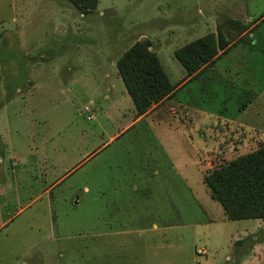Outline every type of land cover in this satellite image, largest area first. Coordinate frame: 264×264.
Instances as JSON below:
<instances>
[{"label": "rangeland", "instance_id": "374dc122", "mask_svg": "<svg viewBox=\"0 0 264 264\" xmlns=\"http://www.w3.org/2000/svg\"><path fill=\"white\" fill-rule=\"evenodd\" d=\"M98 5L82 14L67 0H0V264H264V222L222 221L203 182L250 150L220 149L243 136L264 144V0ZM223 18L249 25L244 40L187 77L174 51L217 34ZM142 38L174 90L96 154L105 137L94 134L113 125L98 110L112 81L124 87L111 62ZM242 51L248 85L223 75Z\"/></svg>", "mask_w": 264, "mask_h": 264}, {"label": "trees", "instance_id": "16d2710c", "mask_svg": "<svg viewBox=\"0 0 264 264\" xmlns=\"http://www.w3.org/2000/svg\"><path fill=\"white\" fill-rule=\"evenodd\" d=\"M67 1L82 14L93 12L99 2ZM248 27L241 20L223 18L217 25V34L208 33L187 42L174 51V56L191 78L236 42L243 41ZM232 30L237 38L229 35ZM116 66L137 116L145 114L151 104L161 102L174 90L157 54L144 41L138 40L128 47ZM203 182L228 219L264 218V144L204 172Z\"/></svg>", "mask_w": 264, "mask_h": 264}, {"label": "crops", "instance_id": "0c3cea01", "mask_svg": "<svg viewBox=\"0 0 264 264\" xmlns=\"http://www.w3.org/2000/svg\"><path fill=\"white\" fill-rule=\"evenodd\" d=\"M100 1V0H99ZM99 4V2H98ZM99 5H97L98 7ZM233 8H236L235 5L234 7L231 6L230 9H233ZM241 8H246V4H243L241 6ZM249 13V9L245 10V13ZM262 14V13H261ZM259 14V16L261 15ZM258 15V14H257ZM259 16H255V19L258 18ZM248 18L250 19H253V17L249 16ZM261 19H258L255 23H254V26H256L258 24V22L260 21ZM251 28V27H250ZM249 28V29H250ZM249 36H252V33H249L248 34ZM258 40H255L254 42L257 43ZM259 42H261L259 40ZM262 45V44H261ZM259 46V45H258ZM235 48V47H234ZM234 48L230 49L223 57H219L216 61H215V64L214 66H217L218 64V61H221L222 58H226V60L228 61L229 60V57L231 56V52L234 50ZM242 54H243V58L239 61V65H241L240 67H235V68H232L231 66V72H225V70H227L228 68H225V70L223 71V75H228L230 73H234L238 76V81H242L243 84H250L252 82H250L249 78L247 77H251V74H250V71L251 69H247L246 67H249V65L246 64V60H244L246 54L243 53L242 51ZM119 58V56L116 58V60H113L111 62L115 64L116 66V61L117 59ZM249 58V57H247ZM229 62L225 63V64H228ZM230 64V63H229ZM211 67L212 68H216V67ZM224 66V65H223ZM222 66V67H223ZM253 67V66H252ZM164 69V68H163ZM253 72H256V69L255 67L252 68ZM116 71H117V74H118V70H117V66H116ZM165 71V70H164ZM105 75L107 77H109L108 75V72L105 73ZM119 76V74H118ZM120 78V76H119ZM257 80L261 81V79L257 76ZM120 81L121 78L119 79ZM170 80V79H169ZM171 82V81H170ZM255 82V80H254ZM123 83V82H122ZM173 84V83H172ZM242 84V85H243ZM124 86V85H123ZM110 90L112 91V94L111 95H105L106 99L108 100V102L104 105V106H101V109L98 110V112L102 113V115L105 117V119L107 121H110L113 125L111 126L112 130H108L107 128H103L102 126H100V131L98 133H95L94 136L95 137H105V141L102 142L100 145H98L99 148H97L98 150H96V154L99 153L103 148H105L106 145H108V143L112 142V141H116L115 139L118 137V136H121L124 132H126L128 129H130L132 126H134L137 122L145 119L147 116L151 115V114H154L155 111H154V108L157 107L158 103L157 104H153V106L151 108H149V110L143 114V115H139L137 116L136 115V111H135V108H134V105H131V103L133 104V102H131V98L129 97L125 87H121L120 84H117V82H111V86H110ZM261 88H259L258 91H260ZM247 91L250 92V95H251V90H245L244 92V97H248V93ZM257 92V91H256ZM258 94H256V97H257ZM255 95L251 96V99L253 98L254 99ZM131 100V101H130ZM250 103V100L248 98H245V100L243 101V103L241 104V108H244L247 104ZM160 104V103H159ZM96 109V107H95ZM85 110H87L88 112H91L92 113V118L93 116L95 117L96 115V110L95 112H93V110H90V108L88 107H85ZM127 113H126V112ZM97 112V114H98ZM152 112V113H151ZM94 113V114H93ZM89 115V113L87 114V116ZM130 117L128 118V120H126V117ZM216 119H223V121H226V123H228L229 125L232 123V122H229L227 119H225V116H222V115H219V116H216ZM234 125L239 126L238 124L234 123ZM102 127V128H101ZM240 127V126H239ZM255 135L258 137V133H255ZM120 138V137H119ZM118 138V139H119ZM117 139V140H118ZM249 141L246 140V138L243 136V138H241V140H239V143L237 144H232V145H228L225 148H222L220 149V151L223 153V154H232V153H236V152H239L240 150H244V148H247L250 149V151L256 149L259 144L255 147V145L258 143L257 141H254L252 143H248ZM249 144V145H246V144ZM261 145V144H260ZM216 147V150L219 148L218 146V142H217V145L215 146ZM255 147V148H254ZM241 152V151H240ZM246 154V153H245ZM208 163V161H207ZM207 163H206V166H207ZM155 174H158V169H155L153 170ZM134 189H136V186L133 187ZM227 218L226 215L224 214L223 216V219L222 221H237V220H228V219H225ZM250 219H253V218H250ZM244 220V219H242ZM256 224H259V222H264V218H254ZM153 227L157 228V225L156 224H153ZM168 228V227H167ZM166 227H162V230H163V233H165V230H169L167 229ZM116 234V233H115ZM245 234H247L245 228L243 227L242 230H241V233H238L237 234V238H242V236H244ZM237 240V239H236ZM264 243V242H262ZM262 243H257L256 246H260L262 245Z\"/></svg>", "mask_w": 264, "mask_h": 264}, {"label": "built area", "instance_id": "2783aa9c", "mask_svg": "<svg viewBox=\"0 0 264 264\" xmlns=\"http://www.w3.org/2000/svg\"><path fill=\"white\" fill-rule=\"evenodd\" d=\"M87 118H88V119H89V118H92V115H88ZM199 251H200V250H199Z\"/></svg>", "mask_w": 264, "mask_h": 264}, {"label": "water", "instance_id": "95a60500", "mask_svg": "<svg viewBox=\"0 0 264 264\" xmlns=\"http://www.w3.org/2000/svg\"><path fill=\"white\" fill-rule=\"evenodd\" d=\"M143 40H144V38L140 39V41H143Z\"/></svg>", "mask_w": 264, "mask_h": 264}]
</instances>
